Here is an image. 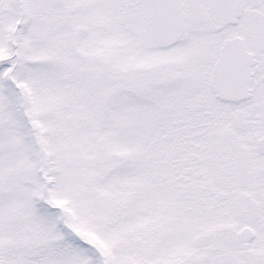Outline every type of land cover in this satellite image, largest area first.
I'll return each instance as SVG.
<instances>
[{"label":"snow or ice","instance_id":"6c2138e0","mask_svg":"<svg viewBox=\"0 0 264 264\" xmlns=\"http://www.w3.org/2000/svg\"><path fill=\"white\" fill-rule=\"evenodd\" d=\"M0 264H264V0H0Z\"/></svg>","mask_w":264,"mask_h":264}]
</instances>
